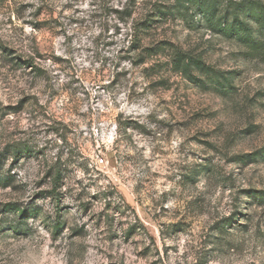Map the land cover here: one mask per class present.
<instances>
[{"label": "rangeland", "instance_id": "1", "mask_svg": "<svg viewBox=\"0 0 264 264\" xmlns=\"http://www.w3.org/2000/svg\"><path fill=\"white\" fill-rule=\"evenodd\" d=\"M172 3L0 0V264H264V61L198 16L136 28ZM138 39L230 81L146 73Z\"/></svg>", "mask_w": 264, "mask_h": 264}, {"label": "trees", "instance_id": "2", "mask_svg": "<svg viewBox=\"0 0 264 264\" xmlns=\"http://www.w3.org/2000/svg\"><path fill=\"white\" fill-rule=\"evenodd\" d=\"M219 11L220 5L217 0H174V3L168 5L154 4L145 19L136 24V28L140 32L147 33L155 23L161 22L165 18L178 19L187 24L188 27H193L198 24L196 23V17L198 16L201 17V22L212 33L221 34L227 39L244 43L246 56L264 61V2L260 0H227L225 16H220ZM135 44L134 49L141 50L139 56L140 64H146L151 58L156 57L151 65L144 67L146 73L151 74L150 72L152 70L154 72L155 68H157L155 73H159L162 69H158V67L161 68L168 64L171 71L188 77L192 82L203 83L201 79L194 76L195 71L212 76L214 79L211 82L214 85L216 84L217 88H224L230 81L229 77H225L221 72L214 70L203 59L195 57L188 51L168 41H162L152 46H142L140 39H138ZM166 50H169V53H166ZM161 56H165L166 60H161L159 58ZM211 72L214 75H211ZM215 75L219 79H216ZM27 149L25 148L24 150ZM16 153L19 154L20 151L16 150ZM256 156L257 153H252L235 157L234 160L248 163L250 160L254 161ZM8 180L9 177H5L2 180L0 175V186L2 183L7 185ZM253 196L264 202V191H256ZM4 210L13 211L19 218L23 219L34 217L37 214L35 208L21 207L15 203H7ZM232 220L233 217L230 218V221ZM226 226V223L222 224V228ZM55 227L56 229H61V223L57 222ZM19 230L20 227H16L13 231L18 232Z\"/></svg>", "mask_w": 264, "mask_h": 264}]
</instances>
